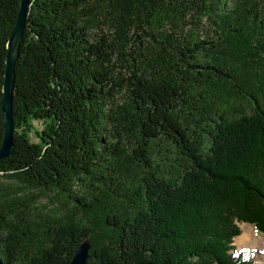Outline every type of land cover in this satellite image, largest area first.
I'll return each instance as SVG.
<instances>
[{"label":"trees","instance_id":"trees-1","mask_svg":"<svg viewBox=\"0 0 264 264\" xmlns=\"http://www.w3.org/2000/svg\"><path fill=\"white\" fill-rule=\"evenodd\" d=\"M19 2L0 0V146ZM26 16L0 264H69L86 240V264H253L233 240L264 236V0H30Z\"/></svg>","mask_w":264,"mask_h":264},{"label":"water","instance_id":"water-1","mask_svg":"<svg viewBox=\"0 0 264 264\" xmlns=\"http://www.w3.org/2000/svg\"><path fill=\"white\" fill-rule=\"evenodd\" d=\"M19 11L15 26L13 28V35L8 40L5 59V71L2 89V105L1 111L4 119V135L0 146V160L6 159L10 155L12 148V136H13V115H12V92L14 84V69L15 61L17 58V52L19 44L22 41L23 31L25 27V19L30 5V0H20ZM90 244L86 240L82 242L75 250L73 257L69 264H86Z\"/></svg>","mask_w":264,"mask_h":264},{"label":"rangeland","instance_id":"rangeland-1","mask_svg":"<svg viewBox=\"0 0 264 264\" xmlns=\"http://www.w3.org/2000/svg\"><path fill=\"white\" fill-rule=\"evenodd\" d=\"M45 201H46L45 199H40L38 203H44ZM36 222H37L38 224H41V222H42V217H41V216L36 217ZM244 225H248V226H249V230H250L249 233H251V234L254 235V236L259 237L260 241L262 242V243H261V244H262V250H260V249L258 248V246H257V248H245V249H241V248L235 243V239L242 235V232H243L242 227H243ZM239 227H240V230H241V234L233 240L234 251H235L236 253H240V252H242V253H246V254H248V256H249V258L252 260L253 264H259V263H260V264H264V236L261 235V234H259V233L257 232V230H256L253 226H251V225H249V224H239ZM40 229L42 230L43 228L40 227ZM247 231H248V230H247ZM252 232H253V233H252Z\"/></svg>","mask_w":264,"mask_h":264},{"label":"bare ground","instance_id":"bare-ground-1","mask_svg":"<svg viewBox=\"0 0 264 264\" xmlns=\"http://www.w3.org/2000/svg\"><path fill=\"white\" fill-rule=\"evenodd\" d=\"M243 232L242 235L235 239V243L241 248H258L262 250V242L260 241L259 237L252 235L249 233V226L244 225L242 227ZM248 230V231H247ZM253 233V232H252ZM260 264V263H259Z\"/></svg>","mask_w":264,"mask_h":264}]
</instances>
